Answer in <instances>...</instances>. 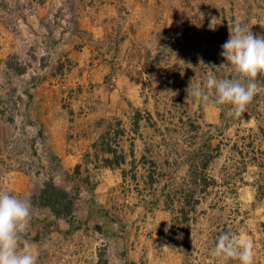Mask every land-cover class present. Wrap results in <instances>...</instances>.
Segmentation results:
<instances>
[{
    "label": "rangeland",
    "instance_id": "1",
    "mask_svg": "<svg viewBox=\"0 0 264 264\" xmlns=\"http://www.w3.org/2000/svg\"><path fill=\"white\" fill-rule=\"evenodd\" d=\"M236 23L264 36V0H0V191L38 264H239L224 232L264 264V76L241 117L186 91L248 82L220 55Z\"/></svg>",
    "mask_w": 264,
    "mask_h": 264
},
{
    "label": "clouds",
    "instance_id": "2",
    "mask_svg": "<svg viewBox=\"0 0 264 264\" xmlns=\"http://www.w3.org/2000/svg\"><path fill=\"white\" fill-rule=\"evenodd\" d=\"M221 48L220 55L248 82L240 78L217 79L209 74L204 84L207 91L199 86H189L186 91L201 101L209 99L208 92H214L216 104L232 105V114L241 117L259 90L258 76H264V36L253 35L251 28L236 23L229 27V38ZM200 64H204L202 59ZM31 217L28 200L0 191V264H38L39 251L24 240ZM212 255L222 261L235 259L239 264H254V244L224 232L218 237Z\"/></svg>",
    "mask_w": 264,
    "mask_h": 264
},
{
    "label": "trees",
    "instance_id": "3",
    "mask_svg": "<svg viewBox=\"0 0 264 264\" xmlns=\"http://www.w3.org/2000/svg\"><path fill=\"white\" fill-rule=\"evenodd\" d=\"M76 170L79 172V166L76 167ZM49 193L50 197L47 205L50 207L54 215L63 218H68L71 216V207L73 204L72 201L68 199L69 196L61 189H58L55 185H48L47 189L42 192V198H44L45 195Z\"/></svg>",
    "mask_w": 264,
    "mask_h": 264
}]
</instances>
